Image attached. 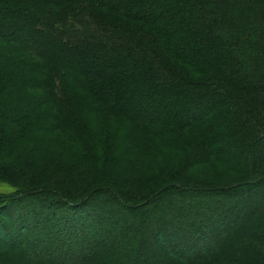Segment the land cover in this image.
Here are the masks:
<instances>
[{
  "label": "trees",
  "instance_id": "1",
  "mask_svg": "<svg viewBox=\"0 0 264 264\" xmlns=\"http://www.w3.org/2000/svg\"><path fill=\"white\" fill-rule=\"evenodd\" d=\"M0 178V264H264V0H0Z\"/></svg>",
  "mask_w": 264,
  "mask_h": 264
},
{
  "label": "rangeland",
  "instance_id": "2",
  "mask_svg": "<svg viewBox=\"0 0 264 264\" xmlns=\"http://www.w3.org/2000/svg\"><path fill=\"white\" fill-rule=\"evenodd\" d=\"M106 124H108V125H110V126H116V124H118L117 123V121H115V120H111V119H108L107 121H106ZM102 128L104 129V126H102ZM190 135H187V137H194V134L192 135L191 133H189ZM184 136V135H183ZM181 137V136H180ZM180 137H178V136H176V138H180ZM245 142L246 141H244L243 142V146L245 147ZM234 151H235V149H234ZM236 151L238 152V149H236ZM164 155H165V158L169 161V162H172V161H174V158H173V154H172V152H166V153H163ZM234 166H243L244 165V158H243V151H242V155H241V157L238 155L237 156V158H234ZM217 165V166H216ZM216 165H214V167H220V169H222L221 168V166H219L218 164H216ZM238 167V168H239ZM208 169V168H207ZM207 169H204L203 171H205V172H207ZM200 170V169H199ZM227 171V170H226ZM201 173H202V170L200 171ZM239 174H236V173H231L230 171L228 172L227 171V173H226V178H225V176H224V179L222 180V177H221V174H220V176H219V178H218V180H216V182L217 183H224V182H228V181H231L234 177H237ZM238 178H240V177H238ZM237 178V179H238ZM142 189V188H141ZM146 190H142V193L143 192H145ZM14 192V189L10 186V184H8V183H6L5 181H3V180H1V178H0V194H10V193H13ZM108 208H111V207H107L106 206V208H105V210L107 209V211H108ZM1 220L2 221H4V222H8L9 223V221H8V219L5 217V216H2L1 217ZM7 226V225H6Z\"/></svg>",
  "mask_w": 264,
  "mask_h": 264
}]
</instances>
